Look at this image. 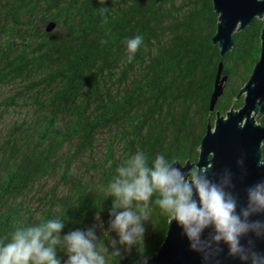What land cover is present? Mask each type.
<instances>
[{
  "label": "trees",
  "instance_id": "16d2710c",
  "mask_svg": "<svg viewBox=\"0 0 264 264\" xmlns=\"http://www.w3.org/2000/svg\"><path fill=\"white\" fill-rule=\"evenodd\" d=\"M217 22L212 0H0V239L60 218L62 237L94 227L111 251L104 190L117 168L138 152L149 164L161 154L196 160L216 111L243 104L263 20L235 31L224 55ZM220 62L227 79L212 112ZM151 208L144 252L117 245L110 264L156 252L170 219ZM57 257L67 260L63 248Z\"/></svg>",
  "mask_w": 264,
  "mask_h": 264
},
{
  "label": "clouds",
  "instance_id": "9594fccd",
  "mask_svg": "<svg viewBox=\"0 0 264 264\" xmlns=\"http://www.w3.org/2000/svg\"><path fill=\"white\" fill-rule=\"evenodd\" d=\"M142 42L140 35L126 41L129 62ZM260 164L264 165V160ZM207 172L194 168L185 174L162 154L149 164L144 153L138 152L117 168L104 190L106 199L111 198L108 231L118 237L110 240L111 251L98 243L94 227L70 231L62 237L65 222L56 218L18 228L10 238L0 239V264H61L58 247L67 255L64 264H110V256L121 255L117 245L128 252L137 247L142 254L143 222L149 220L153 203L176 221L190 249L201 253L205 261L219 255L223 243L228 255L238 258L241 264H264V254L256 251L252 239L246 245L241 243L249 234L264 237V221L251 219L264 214V181L247 189V205L237 212V199L229 190L234 187L231 174L225 170L219 182H214ZM209 228L212 231L208 238H202ZM143 264H148L147 258Z\"/></svg>",
  "mask_w": 264,
  "mask_h": 264
},
{
  "label": "water",
  "instance_id": "95a60500",
  "mask_svg": "<svg viewBox=\"0 0 264 264\" xmlns=\"http://www.w3.org/2000/svg\"><path fill=\"white\" fill-rule=\"evenodd\" d=\"M218 14L217 29L212 37L224 55L234 45L233 33L249 25L254 18L263 20L260 34V56L255 63L251 75L240 89L238 97L243 96V104L231 107L226 113L216 111L214 122H209L204 133L199 155L196 160L182 162L175 159L174 167L187 174L192 169L207 170L208 178L219 182L225 170L231 174L229 189L237 199V212L247 205V189L260 181H264V123L258 121V114L264 103V0H212ZM55 23L51 22L47 30ZM223 63H219L215 78L214 90L210 100L213 112L218 98L224 90L226 75H222ZM242 161V163H238ZM252 220L264 221V214L251 217ZM211 228L206 229L202 238H208ZM248 239L255 243L256 251L264 254V237L256 238L249 234L241 240L247 244ZM219 255L203 259L201 253L190 249V242L175 220H169L167 232L162 243L151 256L148 264H241L238 258L228 255V247L221 243ZM143 264V263H142Z\"/></svg>",
  "mask_w": 264,
  "mask_h": 264
}]
</instances>
